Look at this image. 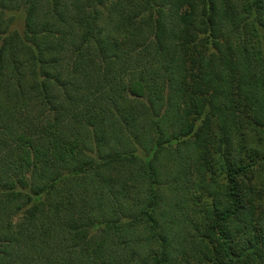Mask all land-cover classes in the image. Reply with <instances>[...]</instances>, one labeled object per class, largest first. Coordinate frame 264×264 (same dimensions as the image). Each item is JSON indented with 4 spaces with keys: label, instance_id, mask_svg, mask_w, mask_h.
Instances as JSON below:
<instances>
[{
    "label": "trees",
    "instance_id": "trees-1",
    "mask_svg": "<svg viewBox=\"0 0 264 264\" xmlns=\"http://www.w3.org/2000/svg\"><path fill=\"white\" fill-rule=\"evenodd\" d=\"M259 131L264 0H0V264H264Z\"/></svg>",
    "mask_w": 264,
    "mask_h": 264
},
{
    "label": "rangeland",
    "instance_id": "rangeland-1",
    "mask_svg": "<svg viewBox=\"0 0 264 264\" xmlns=\"http://www.w3.org/2000/svg\"><path fill=\"white\" fill-rule=\"evenodd\" d=\"M15 16H16V19L12 24V28L14 27L18 31H21L23 28V25H22L20 16L18 14H16ZM244 132L246 133L247 130H245ZM245 136L247 138V142H249L250 145L255 144V142H257L258 140H260L261 144L264 145V131H259V132H255V133L250 132V133L245 134Z\"/></svg>",
    "mask_w": 264,
    "mask_h": 264
}]
</instances>
